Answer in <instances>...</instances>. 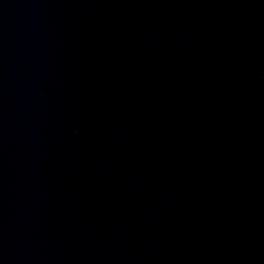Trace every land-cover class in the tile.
I'll list each match as a JSON object with an SVG mask.
<instances>
[{"label":"water","instance_id":"water-1","mask_svg":"<svg viewBox=\"0 0 264 264\" xmlns=\"http://www.w3.org/2000/svg\"><path fill=\"white\" fill-rule=\"evenodd\" d=\"M0 217L72 264H264V0H0Z\"/></svg>","mask_w":264,"mask_h":264}]
</instances>
